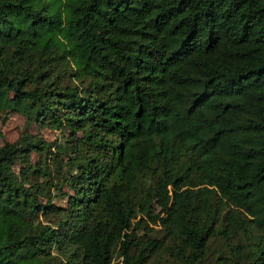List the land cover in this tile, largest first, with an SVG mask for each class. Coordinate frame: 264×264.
Masks as SVG:
<instances>
[{"label": "trees", "instance_id": "16d2710c", "mask_svg": "<svg viewBox=\"0 0 264 264\" xmlns=\"http://www.w3.org/2000/svg\"><path fill=\"white\" fill-rule=\"evenodd\" d=\"M6 112L0 264H264V0H0Z\"/></svg>", "mask_w": 264, "mask_h": 264}, {"label": "rangeland", "instance_id": "374dc122", "mask_svg": "<svg viewBox=\"0 0 264 264\" xmlns=\"http://www.w3.org/2000/svg\"><path fill=\"white\" fill-rule=\"evenodd\" d=\"M0 132V147L7 142L17 143L24 135L39 136L44 138L46 141H53L58 135L57 131L50 129L43 130L36 126H33L31 129H27L25 119L22 116L8 112L3 113L0 116ZM46 158V155H44L43 161H45Z\"/></svg>", "mask_w": 264, "mask_h": 264}]
</instances>
